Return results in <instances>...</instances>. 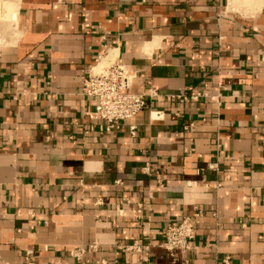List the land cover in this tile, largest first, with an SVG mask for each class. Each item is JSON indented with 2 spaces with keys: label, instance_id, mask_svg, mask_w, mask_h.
I'll list each match as a JSON object with an SVG mask.
<instances>
[{
  "label": "crops",
  "instance_id": "obj_1",
  "mask_svg": "<svg viewBox=\"0 0 264 264\" xmlns=\"http://www.w3.org/2000/svg\"><path fill=\"white\" fill-rule=\"evenodd\" d=\"M105 48L160 93L135 136L99 134L80 92ZM263 135L264 0H0V264H77L93 241L87 264H141L113 248L134 240L150 264H264ZM195 207L197 249L169 256L163 227Z\"/></svg>",
  "mask_w": 264,
  "mask_h": 264
},
{
  "label": "built area",
  "instance_id": "obj_2",
  "mask_svg": "<svg viewBox=\"0 0 264 264\" xmlns=\"http://www.w3.org/2000/svg\"><path fill=\"white\" fill-rule=\"evenodd\" d=\"M108 51L106 48L100 53L95 63L90 67L87 75L83 80L81 94L94 100V108L92 111L93 126L97 127L99 134L110 133L112 131H122L127 125V130L130 136H135L136 125L130 123L136 115L147 109L150 118L159 120L163 118L162 110L156 109L151 105V102L159 97L158 89L153 86L150 81H146L143 90L135 91L134 83L144 76L137 71H129L120 58L114 56L107 57ZM106 56L103 63L100 64L101 57ZM173 100H197L199 94H188L181 92L169 95ZM129 122V123H128ZM193 123L184 127V129L192 128ZM264 142V135H263ZM264 169V157L262 159ZM214 166V165H213ZM140 170L147 174H157V170L150 163H145L140 167ZM114 186L123 185L122 180L115 179ZM157 185L163 186V182L157 179ZM123 203H129V197H122ZM101 197L95 200V204H102ZM142 205L136 203L133 217L141 221ZM203 215V210L195 207L191 215L183 216L177 222L169 221L165 224L161 231V237L156 243L157 246L164 249L169 256L174 257L177 253H187L197 249L195 244L197 236V221ZM153 244L149 242H140L134 240L131 243H116L113 245L116 255L121 251L140 254L141 264H150V248ZM101 245L97 241H93L88 245L77 247L72 252V256L77 264H87L86 258L89 253L98 251ZM118 261V256L115 263ZM104 264V263H103ZM184 264H192L190 260H184ZM218 264H231L230 257L222 258Z\"/></svg>",
  "mask_w": 264,
  "mask_h": 264
},
{
  "label": "bare ground",
  "instance_id": "obj_3",
  "mask_svg": "<svg viewBox=\"0 0 264 264\" xmlns=\"http://www.w3.org/2000/svg\"><path fill=\"white\" fill-rule=\"evenodd\" d=\"M237 0H233V2L235 3ZM261 2V1H260ZM115 56V54H113L112 52H109L107 57H110V58H113ZM106 56H103L101 57V59L99 60L100 61V64L104 62Z\"/></svg>",
  "mask_w": 264,
  "mask_h": 264
},
{
  "label": "rangeland",
  "instance_id": "obj_4",
  "mask_svg": "<svg viewBox=\"0 0 264 264\" xmlns=\"http://www.w3.org/2000/svg\"><path fill=\"white\" fill-rule=\"evenodd\" d=\"M256 5V4H255Z\"/></svg>",
  "mask_w": 264,
  "mask_h": 264
}]
</instances>
